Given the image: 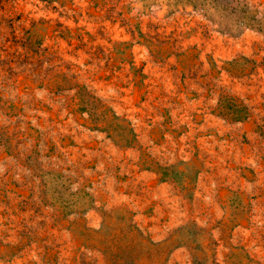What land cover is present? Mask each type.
<instances>
[{
    "label": "rangeland",
    "instance_id": "rangeland-1",
    "mask_svg": "<svg viewBox=\"0 0 264 264\" xmlns=\"http://www.w3.org/2000/svg\"><path fill=\"white\" fill-rule=\"evenodd\" d=\"M0 264H264V0H0Z\"/></svg>",
    "mask_w": 264,
    "mask_h": 264
},
{
    "label": "trees",
    "instance_id": "trees-1",
    "mask_svg": "<svg viewBox=\"0 0 264 264\" xmlns=\"http://www.w3.org/2000/svg\"><path fill=\"white\" fill-rule=\"evenodd\" d=\"M246 117H247V116H246ZM246 117H245V118H246ZM245 118H244V119H245ZM242 119H243V118H242Z\"/></svg>",
    "mask_w": 264,
    "mask_h": 264
}]
</instances>
